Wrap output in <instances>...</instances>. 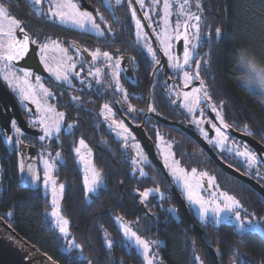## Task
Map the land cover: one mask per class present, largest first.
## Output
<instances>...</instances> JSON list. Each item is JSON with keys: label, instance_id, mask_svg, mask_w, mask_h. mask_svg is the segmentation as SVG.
<instances>
[{"label": "flooded vegetation", "instance_id": "flooded-vegetation-1", "mask_svg": "<svg viewBox=\"0 0 264 264\" xmlns=\"http://www.w3.org/2000/svg\"><path fill=\"white\" fill-rule=\"evenodd\" d=\"M3 2L9 6L11 15L15 16L22 22L25 31L28 32L31 39L36 40L38 43H44L49 38L52 40H59L62 46L68 49V55L73 56L74 60L88 61L83 64L84 71L81 72L80 77L73 78L74 86L71 88H69L66 84L58 86L59 82H57L51 74L47 72L43 62H41L39 50L36 44H30L28 55L16 63L17 68L30 69L33 73L32 78L34 80L35 76L39 75L41 79L45 81L51 91L55 93V95L50 98L51 102L59 111L65 113L68 124L73 122L76 124L72 134L63 130L59 134V139L54 138L52 140V144L60 148L62 155L61 144L71 141L73 150L74 147L78 145L79 139L82 137L85 142L91 146L95 167L100 170L103 175V184L100 189L93 194L90 199L87 198L86 194V200L89 204H102V206L104 205L105 207L109 205V207L102 209L101 215H103L104 218L107 216L110 220H113V228L117 232L116 235L120 236L119 244H115V237L112 233L108 232L107 229H103L100 231V235L104 239V243H106L107 238L105 237V231L109 234V237L114 242L111 248H108L107 244H102L99 246H89L88 250H85V252L80 250V248L72 249L70 254L71 257H78L82 260L80 261V264H88L91 259L96 257L103 259L105 257V259L104 261H99L95 264H140V260L141 264H144V260L140 255L139 250H137L135 246H128V242L125 240L123 232L119 228L118 222L115 220V217L117 216L121 217L125 223L130 224L135 230H137L138 235L141 237L149 240L160 241L159 245H153V249L161 256L160 249L163 241L159 237H156L158 236L157 227L159 224L161 225L162 221L161 212H165L166 218H176L181 221L184 220L187 226L191 228L193 234L210 247V245H208L205 241V235L207 226L212 223L210 221L201 222L199 220L196 211L188 204V201L182 192L183 190L177 183H175V179L171 176L169 169L165 166L164 160L159 152V148L157 147L159 137L166 138L168 141L172 142L175 157L184 168L188 170L196 168L198 172L207 171L209 175L216 178V184H218L221 189L234 194L243 204L244 202L242 199H240L236 193L231 191L230 188L236 184H244V188L247 189V192L249 193H251L250 189L253 188L225 172L205 150V148L201 146L193 134L205 140L214 153L224 163L252 178L262 187H264V164L258 162L257 166H254L251 170V174H249L250 170L247 168L246 162L242 158H239L234 153L229 152L227 148L222 150L218 145L210 144L208 142L209 140L215 138V131L212 129L211 123H204L198 127L192 122L193 115L190 114L184 107L183 98L181 95L177 96V93L181 94L184 91L192 90L195 85L199 84V81L193 80L191 84H188L187 87H185L182 71L169 65L168 57L164 55V52L158 45L156 31H158L161 26L160 8L162 2L159 6L154 7L152 5V0H145L146 7L143 9L140 8L143 15L144 12H149V14L153 17L152 21L146 20V22L154 35V42L153 38H151L150 34L146 30L145 23L141 19L134 0H132V7L136 8V14L144 24L143 29L150 37L148 42H150V45H152V47L156 50L157 59L160 61L159 64L153 62L152 57L147 53L142 43H137L136 22L132 17V7H129L128 0H122L120 4H116V0H111V7L105 3V0H78L82 10L91 11L93 12V15H97L95 10L98 9L99 13L103 14L104 20L98 19L97 16V23H99L101 28L105 30H107L109 26L111 27V32L105 31L104 36H98L90 29L82 30L76 26L62 24L59 20H49L46 16L40 15L35 11L32 6V0H3ZM47 5L48 0H44L41 7L46 10ZM174 21L175 19L173 17V22ZM153 29H155V32ZM17 35L20 36L21 34L17 32ZM76 46H79L82 50L87 49L88 52L82 51L78 54L75 51ZM96 48H100L101 51H110L113 54V59L118 57L124 58L120 64L119 81L120 84L127 90L128 97L126 102L119 90H117L114 86L108 87V84L114 85L115 82L112 79L111 68L107 66V62L103 59L99 61H91L89 53ZM197 52L198 55L193 57L191 68L187 70H193L195 67V61L200 59L201 77L205 80L203 74L204 54L198 51V49ZM182 53L183 41H175L173 54L182 58ZM35 54L38 55L43 69H41L39 62L35 60ZM128 61H130L133 71L130 75H127L124 71V65H127ZM89 67H92L93 70H95V68H101L103 72V81L99 84L96 83L92 77H87L88 81L92 84L91 88L87 86V83L81 84L80 82L81 79L87 75ZM80 68L81 64L78 62L76 71H80ZM14 96L16 97L15 94ZM72 96H79L81 98L79 104H74L71 101ZM144 99H146V104L143 107ZM18 103L21 107L27 125L31 129L38 130L29 123V111L27 110L29 108L23 107L19 100ZM105 103H109L112 107L115 113L114 119L117 121L123 120L131 130L135 137V141L130 140L129 143L138 142L141 145L143 152L147 155L148 160L150 161L149 164L144 166V171L148 173L147 176H140L138 169L133 171L135 165L132 161L135 157L136 150L132 148H125L121 139L116 136L115 132L109 130L107 123L104 122L103 117L99 114L101 107ZM209 103L210 102L208 101H202L200 104V109H203L204 112V119L215 123L217 127H221L219 120L216 118V113L211 110ZM211 103L220 107V104L214 99H212ZM128 105L142 111L129 112L126 114L125 110L128 108ZM30 106V109H32L31 112L38 114L34 105ZM150 107L155 108V111H150ZM222 113L224 121L231 126L227 130L222 129L223 131H226L229 137L228 147L231 146L232 142H236L241 145V148L244 144H247L249 149L254 151L258 157L264 156V133H262V131L257 132L252 130L253 134L249 135L244 131V126L247 125V123L243 122L240 118L236 119L234 112L227 111L223 107ZM195 117L200 119L199 109L195 112ZM160 119L171 121L174 124H167ZM14 120L16 119L14 118ZM16 122L19 126L17 120ZM135 128L138 130L143 128V131L155 147L156 155L163 164L165 170L168 172L170 179H168L164 171L151 159L140 137L135 132ZM201 129H203V131ZM38 131L39 134L37 136L23 131L24 135L19 138L23 141V144L35 145L38 149L39 144L37 143V139L41 133L40 130ZM157 132H159V136H157ZM205 132L207 133V139L204 135ZM3 133L4 132H0V138L3 146L5 147L4 152L0 151V180L3 178L2 175H6V163L10 161L13 156L16 157L19 165V153L17 146L13 148L8 145ZM9 136H12L13 140L17 138L13 130H11ZM247 139L256 143L257 148H255ZM73 153L75 155L74 151ZM103 162H106L107 166L103 165ZM60 163H62V161H60L59 164ZM108 163H112V165L116 167V171L120 170L124 174L119 180L114 182L107 180L108 177H106V174ZM256 168H258L261 173L259 177L255 174ZM18 173L21 182L23 184L30 185L22 181L19 168ZM117 181H119L118 187H116ZM64 184L66 186L65 182ZM155 187H159L161 192L165 193L163 199H161L156 193L150 194L147 200H143L141 198L140 193H142L145 189ZM173 188H176L185 200L194 223L197 224L203 231L202 237H198L195 234L192 227L193 224L189 225L187 223L180 205L173 195ZM40 189L43 191L41 186ZM65 189L62 198L61 210L63 215L69 219L71 227L72 219L63 212L62 208L63 201L65 200ZM205 189L210 191L208 186H206ZM252 191L258 193L254 189ZM45 194L49 195V193ZM108 194H110V196H108ZM259 195L263 198L261 194ZM127 196L129 197L127 198ZM172 200L175 204L172 203ZM127 202L131 205L129 208L131 214L127 213L128 210L126 208L129 207ZM49 203L51 208V197ZM172 206L177 208V216H173L169 213L168 209ZM48 216L50 218L49 214ZM76 230H78V226H76ZM71 232V237L76 241L73 236L72 228ZM76 243L79 244L77 241Z\"/></svg>", "mask_w": 264, "mask_h": 264}, {"label": "snow or ice", "instance_id": "snow-or-ice-1", "mask_svg": "<svg viewBox=\"0 0 264 264\" xmlns=\"http://www.w3.org/2000/svg\"><path fill=\"white\" fill-rule=\"evenodd\" d=\"M122 0H116V4H120ZM162 2L163 15L160 17L163 21V26L160 31L156 33V38L161 45V49L164 55L168 57L169 65L182 71L184 85L187 87L193 80L199 81V87L193 88L189 92H183V103L187 111L193 115V123L198 127L204 123H211L212 129L215 131V138L209 140L210 144L218 145L222 150L226 149L229 152L234 153L237 157L242 158L247 165V168L251 170L254 166H257L258 162L264 164V156L258 157L257 154L250 150L247 144L241 145L236 142H232L228 147L229 137L226 131L231 126L224 121L222 108L223 101L220 102V107L211 103L212 97L208 91V86L201 77V63L200 59L195 61V67L193 70H187L191 68L193 57L198 55L197 49L199 47V41L201 40V24L203 22L202 12L203 5L202 0H152L154 7L159 6ZM44 0H32V6L35 11L43 16H46L49 20H59L62 24L71 23L80 29H90L98 36H104L105 31L111 32V27L107 30L102 29L100 24L97 23V16L100 20H104L103 14L99 13V10H95L97 15H93V12L82 10L78 0H48L47 9L45 10L41 5ZM105 3L111 7V0H105ZM140 8L146 7L145 0H137ZM176 5L178 11L175 13L176 19L173 22V5ZM129 7H132V0H128ZM195 7L196 11H192ZM132 17L136 20V40L138 44L143 43V47L147 53L152 57L153 62L159 64L157 59L156 50L148 44L150 39L147 32L143 31L144 24L136 14V8L132 7ZM145 20L152 21L153 17L149 12H144ZM155 32V29H153ZM17 32L21 35L18 36ZM216 36H221V28H215ZM207 35H211V31ZM183 41V53L182 58L178 55H174L172 49L174 47L173 41ZM30 44H36L40 54V60L43 62L45 69L51 76L59 82V85L66 84L69 88L73 87V78H79L81 72L84 71L83 64L88 62L87 60L76 61L74 57L68 55V49L63 47L59 40H52L49 38L44 43H38L36 40L31 39L28 32L22 22L15 16L11 15L9 6L0 0V79H2L8 86L10 91L14 92L23 105L26 101H30L36 106V110L40 113L39 117L32 121L33 125H38L43 132V135L38 137L39 141H44L52 137L59 139V134L62 129H65L69 134H72L73 129L76 127L75 122L64 124L65 113L57 111L54 105L48 103V100L55 95L49 88L45 87L41 81L39 75L35 76L36 83H32L31 79L33 73L27 68H17L16 63L24 59L29 52ZM76 53L88 52L87 49H81L79 46L75 47ZM49 53H60L58 57L50 56ZM91 61H99L103 59L107 62V66L111 68V76L113 84H108V87H115L122 94L124 101H127V90L120 84V64L124 59L118 57L113 59L110 52L101 51L100 48L89 53ZM54 61V63H50ZM81 64L80 71H76L77 63ZM238 65L245 71V75L238 79L243 81L244 84L250 88H259L260 93L264 95V67H260L255 62L254 58L250 57L246 49H241L238 54ZM87 77H92L96 83H102L103 72L101 68L89 67L87 75L81 79V84L87 83V86L91 88L92 84L88 81ZM181 95L177 93V96ZM81 98L79 96H72L71 101L74 104H79ZM202 101H208L211 110L216 113V118L219 120L221 127H217L215 123L210 120L204 119L203 109H200ZM197 109L200 110V119L195 117ZM29 112L32 109H27ZM150 111H155V108L150 107ZM142 111L137 110L131 105L125 110L126 114L129 112ZM99 114L103 117L104 122L107 123L109 130L115 132L116 136L121 139L125 148L135 149V157L133 158V164L135 167L133 171L139 170L140 176H147L148 173L144 171V166L149 164L147 155L143 152L141 145L136 143H129V141H135V137L131 130L124 123L123 120L117 121L114 119L115 113L109 103L103 104ZM10 127L16 134V139L13 140L12 136L6 135V130L0 129V132L5 133V139L8 145L15 148L23 143L19 138L24 135L21 128L17 125L16 120L10 121ZM203 131V129H201ZM244 131L252 135L253 132L247 125L244 126ZM264 133V130H262ZM207 139V133H204ZM159 136V132H157ZM163 140V137H159ZM169 148L171 145L168 146ZM82 149L84 151H82ZM73 151L76 154L78 160L85 167L84 185L87 193H96L103 184V175L100 170L95 167V164L91 159V149L88 148L85 140L81 137L79 139V145L74 147ZM44 164L43 186L45 191L51 192V212L50 222L52 226L59 230L63 239L68 241L69 237V220L65 217L61 210L60 200L63 197L65 185L63 183H57V180L52 176V172L57 167V161L62 159L61 153L57 151L55 157H51V153L45 156L44 151L40 153ZM175 154L167 152L164 156V164L170 170L171 176L175 178V183L182 184L186 199L190 206H196V212L201 222L210 221L212 224L219 226L227 223L232 224L238 229V232L242 235L244 233H260L264 236V227L261 226L260 221H253L247 219L248 215H254V213H246L245 217H241V211H244L243 205L234 195H230L227 192H221L218 190L219 186L216 184V178L209 175L207 171L198 172L196 168H192L189 172L186 168L180 166V162L174 159ZM172 157L171 163L169 158ZM19 171L24 173L27 171L31 177L32 182L39 181L41 179L38 170L33 164H26L23 156H21L18 165ZM258 177L261 175L259 169L256 168ZM27 180V177H25ZM206 180V184H205ZM208 186L210 191L208 197L202 195L203 189ZM212 189H215L213 191ZM156 193L161 199L164 198L165 193L161 192L159 187L145 189L140 193L143 200H147L150 194ZM169 213L173 216L178 215V210L175 206L168 209ZM9 216L12 212L7 213ZM115 220L118 222L119 228L123 232L125 240L128 242V246L133 245L139 250L140 255L144 260V264H163L162 258L159 257L156 251L153 249V245H159L158 240H149L138 235L136 231H133L130 224L124 223L122 218L117 216ZM106 244L108 248L113 245V240L109 238V234L105 231ZM81 248L79 244L73 239L67 242L65 245V252L69 254L71 259V250ZM219 251V250H217ZM199 264H204L203 260L199 256L196 257ZM91 264V261L88 262ZM240 264H248L246 260H241Z\"/></svg>", "mask_w": 264, "mask_h": 264}, {"label": "trees", "instance_id": "trees-1", "mask_svg": "<svg viewBox=\"0 0 264 264\" xmlns=\"http://www.w3.org/2000/svg\"><path fill=\"white\" fill-rule=\"evenodd\" d=\"M202 5L203 22L198 51L204 54L203 74L208 91L217 103L223 101V107L234 112L236 119L240 118L247 123L251 130L261 132L264 130V96L258 89L250 88L238 79L244 75L237 60L239 51L246 49L258 65L264 66V0H202ZM177 11L174 4V19ZM192 11H196L195 7ZM217 27L222 30L219 37L215 33ZM209 29L210 36L207 35ZM145 104L146 99L143 107ZM61 148L63 160L55 174L61 182L66 183L62 208L72 219L73 236L81 246L80 250L85 252L89 246L106 244L100 235L103 229L112 233L115 244H119L120 236L116 235L113 220L101 215L102 209L109 205L105 207L102 204L87 203L72 142H64ZM4 149L0 138V151L4 152ZM6 164V175H2L0 180V216L26 240L59 264H80L82 260L78 257L69 258V254L65 252V240L50 222L47 214L50 208L49 195L40 187L21 182L15 156ZM103 165L107 166V163L103 162ZM112 166V163H108L106 177L110 182L119 180L124 175ZM244 186L236 184L230 189L242 199L245 206L264 215V199L253 189H250L251 193L247 192ZM130 207L129 204L126 208L129 214ZM9 211L12 212L11 216L7 214ZM161 220L156 237L163 241L160 252L165 264H197V256L204 264H214L208 246L193 234L184 220L166 218L165 212H161ZM205 241L216 251L220 264H240L241 260H246L248 264H264V236L260 233L241 235L232 224H211L207 226ZM104 259L96 257L91 261L95 264Z\"/></svg>", "mask_w": 264, "mask_h": 264}, {"label": "water", "instance_id": "water-1", "mask_svg": "<svg viewBox=\"0 0 264 264\" xmlns=\"http://www.w3.org/2000/svg\"><path fill=\"white\" fill-rule=\"evenodd\" d=\"M135 6L140 13L142 21L145 23V27L147 32L150 34L151 38H153L155 42L154 35L146 22L144 15L137 3L134 0ZM35 60L39 62L41 69L43 66L39 61L38 55H34ZM124 71L127 75L133 73L130 61L127 62V65H124ZM18 121L21 129L29 134H33L37 136L39 134L38 130L31 129L23 116L21 107L18 103L17 98L14 96L13 92L7 87V85L0 79V129L6 130V135H10L11 127L10 121L13 119ZM161 121L167 124H174L171 121L160 119ZM135 132L140 137L143 145L145 146L149 156L151 159L157 164L166 174L168 179L170 176L168 172L165 170L163 164L159 160L156 155L155 147L152 145L151 140L145 132L143 128L139 130L135 128ZM5 135V133H3ZM197 141L205 148V150L212 156V158L217 162V164L228 174L236 177L242 182L248 184L254 190H256L259 194H261L264 198V187H262L259 183H257L252 178L242 174L238 170L224 163L211 149L208 143L203 140L201 137L193 134ZM248 140V139H247ZM249 141V140H248ZM255 148H257L256 143L249 141ZM17 150L19 153V160L21 156H23L26 164H33L36 167L39 164V158L37 155V147L35 145L21 144L17 146ZM22 180L25 177H30L27 171L21 173ZM173 195L175 196L180 208L184 214V217L189 225L193 224V230L198 237H202V229L194 223L192 216L190 215L187 204L179 191L176 188L172 190ZM210 256L214 262V264H220L218 255L213 247H208ZM0 264H59L57 261L52 259L49 255L42 252L37 246L26 240L21 234H19L13 226H11L3 217L0 216Z\"/></svg>", "mask_w": 264, "mask_h": 264}, {"label": "rangeland", "instance_id": "rangeland-1", "mask_svg": "<svg viewBox=\"0 0 264 264\" xmlns=\"http://www.w3.org/2000/svg\"><path fill=\"white\" fill-rule=\"evenodd\" d=\"M160 11H161V17H162V15H163V6L161 5V8H160ZM98 19H99V17H98ZM172 20H173V17L171 18ZM135 22H136V20H135ZM160 22H161V26L159 27V30L158 31H156V33L157 32H159L160 31V29H161V27L163 26V21H162V19L160 18ZM67 24H69V25H71V26H75V25H73V24H71V23H67ZM143 31H144V29H143ZM145 32V31H144ZM95 33V32H94ZM143 44V43H142ZM148 44H150V42H148ZM158 45H159V47L161 48V45H160V43H159V41H158ZM173 45H174V47H175V40L173 41ZM151 47H152V45H151ZM174 47H173V49H172V52H174ZM146 50V49H145ZM107 52H110V51H107ZM111 53V52H110ZM112 54V53H111ZM49 55L50 56H54V57H58L59 55H60V53H49ZM112 56H113V54H112ZM50 63H54V61H50ZM258 65V64H257ZM258 66H260V65H258ZM260 67H264V66H260ZM246 73H245V71H243V75H245ZM31 79V82L32 83H36V81L33 79V78H30ZM40 83H42L45 87H47V88H49L47 85H46V83H45V81L44 80H42L41 79V81H40ZM191 84V83H190ZM193 84V83H192ZM196 87H199V84H197V85H195L193 88H196ZM192 88V89H193ZM50 89V88H49ZM256 89H258V90H260L259 88H256ZM51 90V89H50ZM189 91H191V90H188V91H184V92H189ZM15 94V93H14ZM16 95V94H15ZM264 96V95H263ZM16 97H17V99L19 100V97L16 95ZM181 97L183 98V95H182V93H181ZM19 102H20V100H19ZM48 103L49 104H51V105H54L52 102H51V100L49 99L48 100ZM30 105H34V104H32L30 101H26L24 104H23V107H25V108H31V106ZM34 107L36 108V106L34 105ZM56 108V107H55ZM56 110L57 111H59L57 108H56ZM61 112V111H60ZM39 115H40V113L38 112V114H34V113H32V112H29L28 113V120H29V123H30V125L31 126H33L34 128H36V129H38V130H40L41 131V133H40V135H43V132H42V130L40 129V127L38 126V125H33V123H32V121H34V120H36L38 117H39ZM64 124L65 125H67L68 123H67V119H66V115H65V119H64ZM63 130H65V129H62V131ZM39 135V136H40ZM38 136V137H39ZM54 138H56V137H52V138H50V139H46V140H44V141H39L38 139H37V143L39 144V148L37 149V155H38V158H39V164L35 167L37 170H38V173H39V175H40V177H41V179L39 180V181H35V182H32V180H31V177H28L27 178V180L24 178L22 181L23 182H25V183H27V184H30V185H32V186H34V187H42V189H43V191L45 192V193H49V195H50V197H51V199H52V196H51V192H50V190L49 191H45V189H44V186H43V175H44V164H43V159L41 158V156H40V153H41V151L43 150L44 151V154H45V156H47L49 153H51V157H49V158H52V157H55V153L57 152V151H59L60 153H61V150H60V148H58V147H56L55 145H53L52 144V140L54 139ZM119 138V137H118ZM120 139V138H119ZM87 144V143H86ZM78 145H79V143H78ZM78 145H76V146H78ZM169 145H171V147L169 148L168 146ZM75 146V147H76ZM87 146H88V148L89 149H91V153H92V155H91V157H86V158H88V159H91L92 161H93V151H92V148H91V146H89L88 144H87ZM157 147L159 148V152H160V154H161V156H162V158H163V160H164V156H165V154L167 153V152H172V153H174V151H173V148H172V142L171 141H168L166 138H163V140H160V138L158 139V141H157ZM82 151H84L83 149H82ZM76 155V154H75ZM62 156V155H61ZM174 159L175 160H177L176 159V157L174 156ZM63 160V158L61 159V160H58L57 161V166H58V164H59V162L60 161H62ZM76 160H77V162H78V165H79V168L81 169V172H82V174H83V179H84V175H85V167H84V165L78 160V158L76 157ZM171 160H172V157H170L169 158V162L171 163ZM94 163V162H93ZM180 166L181 167H183L181 164H180ZM57 168V167H56ZM188 170V169H187ZM40 171H41V173H40ZM55 171H56V169L52 172V176L57 180V183L59 184V183H63L64 184V182H61L60 180H59V178H58V176L55 174ZM189 172H191V170H188ZM169 172H170V170H169ZM20 176H22V174H21V172H20ZM175 179V178H174ZM206 183V182H205ZM65 185V184H64ZM179 186H180V188L183 190V187H182V184H178ZM218 185V184H217ZM65 189V188H64ZM85 189H86V187H85ZM213 191H215V189H212ZM218 190L219 191H221V192H227V193H229L228 191H226V190H224V189H221L220 187L218 188ZM183 192V194H184V196H185V198H186V194L184 193V190L182 191ZM63 194H64V192H63ZM86 194H87V198L88 199H90L91 198V196L93 195V194H95V193H87V191H86ZM202 195H204L205 197H208V195H209V191L208 190H206L205 188L203 189V191H202V193H201ZM230 195H234V194H232V193H229ZM235 196V195H234ZM236 197V196H235ZM63 198V197H62ZM237 198V197H236ZM238 199V198H237ZM187 200V199H186ZM239 200V199H238ZM241 202V201H240ZM60 204H62V199L60 200ZM241 204L243 205V208H244V211H241V217L242 218H244L245 217V215H246V213H254V215H248L247 216V219H250V220H253L254 222L255 221H260L261 222V226L262 227H264V215H260V214H258V213H256V212H254V211H252L251 209H249L247 206H245L242 202H241ZM195 211H196V206H194V205H192L191 206ZM50 212H51V208L48 210V214L50 215ZM197 213V212H196ZM69 220V219H68ZM124 222V221H123ZM125 223V222H124ZM54 227V226H53ZM68 228H69V237H68V241H65L66 243L67 242H70V241H72L73 240V238L71 237V234H72V232H71V227H70V221H69V225H68ZM132 229H133V231H136L137 232V230H135L133 227H132ZM58 230V229H57ZM58 232H59V230H58ZM138 233V232H137ZM60 235H61V237H63L62 236V234L61 233H59ZM110 238V237H109ZM144 238V237H143ZM76 242V241H75ZM134 246V245H133ZM159 257H161L160 255H159ZM163 264H165L164 262H163ZM197 264H199V261L197 260Z\"/></svg>", "mask_w": 264, "mask_h": 264}]
</instances>
